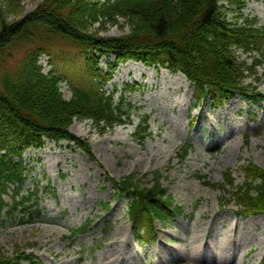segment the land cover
Listing matches in <instances>:
<instances>
[{"label":"rangeland","instance_id":"1","mask_svg":"<svg viewBox=\"0 0 264 264\" xmlns=\"http://www.w3.org/2000/svg\"><path fill=\"white\" fill-rule=\"evenodd\" d=\"M39 1L23 0V13ZM245 13L264 23V0L249 1ZM97 28L110 36L131 29L123 17ZM50 51L52 57L41 58L44 71L55 67L64 75L67 98L73 85L91 83L77 49L58 44ZM100 62L113 72L105 90L116 93V102L126 98L129 120L105 132L90 119L75 120L71 130L88 141L95 160L68 141L46 140L42 148L27 149L23 158L31 170L22 195L38 185L44 214L28 221L21 219L22 211L9 216L6 208L0 214V246L10 254L18 247L33 252L44 264H264V212L239 214L241 205L230 200L246 179L244 165L264 168V100L261 106L237 94L218 108L210 98L198 105L194 85L181 72L135 60L115 68L106 57ZM258 71L245 83L264 95V65ZM147 119L151 134L143 141L136 129ZM189 141L193 150L181 162L176 151ZM156 171L183 212L157 222L155 237L142 234L139 243L127 214L129 200L117 198L106 177L135 174L150 185ZM227 172L235 187L216 186L227 182ZM90 219L88 232L68 237Z\"/></svg>","mask_w":264,"mask_h":264},{"label":"trees","instance_id":"2","mask_svg":"<svg viewBox=\"0 0 264 264\" xmlns=\"http://www.w3.org/2000/svg\"><path fill=\"white\" fill-rule=\"evenodd\" d=\"M244 6L245 0H40L34 10L23 13V0H0V214L6 208L9 216L22 211L21 219L28 216V221L44 214L38 185L21 195L31 170L23 158L28 148H41L47 139L67 140L95 160L88 141L71 130L75 120L90 119L102 132L126 121L124 115L130 112L125 98L116 102L115 93L105 90L113 73L100 66L103 57L111 67L134 59L182 72L193 83L198 101L210 96L217 104L236 93L262 100L257 87L245 80L264 64V26L244 16ZM229 12L234 15L228 17ZM119 17L130 25L128 33L110 36L94 29ZM58 44L77 49L92 78L86 86L73 85L71 98L62 90L64 75L55 67L45 73L40 63L42 56L52 57L50 48ZM19 53L22 57L13 63ZM148 129L138 127L142 140ZM190 151L191 144L181 146L180 161ZM243 169L246 179L236 189L228 172L227 182L216 186L236 190L230 200L241 205L240 213L261 214L264 168L250 162ZM106 178L116 197L129 200L127 213L141 240V231L155 232L156 220L169 221L183 211L161 172L153 173L150 185L135 174ZM105 205L109 208L110 203ZM90 223L73 228L72 236L86 232ZM0 264L44 263L33 252L18 247L10 254L0 246Z\"/></svg>","mask_w":264,"mask_h":264}]
</instances>
